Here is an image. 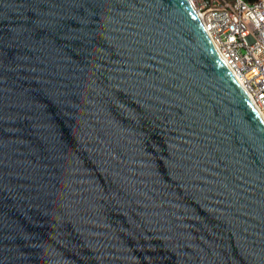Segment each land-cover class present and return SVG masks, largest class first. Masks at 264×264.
Segmentation results:
<instances>
[{
    "label": "water",
    "instance_id": "1",
    "mask_svg": "<svg viewBox=\"0 0 264 264\" xmlns=\"http://www.w3.org/2000/svg\"><path fill=\"white\" fill-rule=\"evenodd\" d=\"M0 264H264V123L189 0H0Z\"/></svg>",
    "mask_w": 264,
    "mask_h": 264
},
{
    "label": "built area",
    "instance_id": "2",
    "mask_svg": "<svg viewBox=\"0 0 264 264\" xmlns=\"http://www.w3.org/2000/svg\"><path fill=\"white\" fill-rule=\"evenodd\" d=\"M224 65L264 123V0H189Z\"/></svg>",
    "mask_w": 264,
    "mask_h": 264
},
{
    "label": "trees",
    "instance_id": "3",
    "mask_svg": "<svg viewBox=\"0 0 264 264\" xmlns=\"http://www.w3.org/2000/svg\"><path fill=\"white\" fill-rule=\"evenodd\" d=\"M245 1H247V2H253V1H255V0H245Z\"/></svg>",
    "mask_w": 264,
    "mask_h": 264
}]
</instances>
